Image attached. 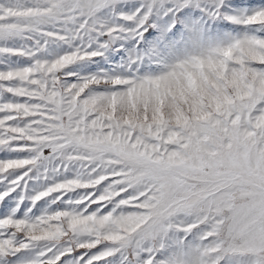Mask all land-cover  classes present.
<instances>
[{"label": "snow or ice", "instance_id": "1", "mask_svg": "<svg viewBox=\"0 0 264 264\" xmlns=\"http://www.w3.org/2000/svg\"><path fill=\"white\" fill-rule=\"evenodd\" d=\"M0 264H264V0H0Z\"/></svg>", "mask_w": 264, "mask_h": 264}]
</instances>
